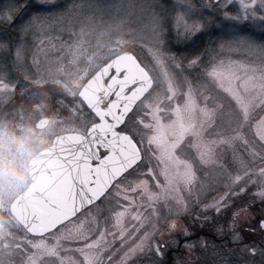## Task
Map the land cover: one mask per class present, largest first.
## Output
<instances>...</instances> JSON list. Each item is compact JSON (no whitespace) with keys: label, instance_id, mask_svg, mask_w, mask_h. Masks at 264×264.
<instances>
[{"label":"rangeland","instance_id":"rangeland-1","mask_svg":"<svg viewBox=\"0 0 264 264\" xmlns=\"http://www.w3.org/2000/svg\"><path fill=\"white\" fill-rule=\"evenodd\" d=\"M156 2L57 0L62 6L59 10L69 6L68 14L81 19L80 26L74 35L64 33L62 48L59 44L49 46L36 63H32L29 57L27 65L21 63L10 67L13 74L18 72L23 85L0 79V151L2 146L8 145L5 135L8 130L19 137L15 139L20 143L18 147H25L26 143H21L24 141L20 136L22 133L16 134L15 130L34 127L36 152L54 134L85 129L90 120L81 108L78 90L109 59L124 51L132 52L133 45H139L136 38L144 29L143 20L150 6ZM72 6L76 7L75 10ZM80 8L84 9L83 14ZM58 35L56 31L49 33L53 42ZM261 38L264 37L259 32L253 36L255 40ZM135 55L142 57L139 47H136ZM142 63L148 62L142 59ZM27 68L32 73L28 107L18 101L27 92ZM149 69L153 86L138 103L124 129L135 137L142 160L129 181L113 189L120 195V199H113L115 203H124L125 207L144 215L145 231L148 232L153 231L158 219L159 225H164L162 217L173 219L182 216L179 225L185 230L173 233L164 249H177V253L172 254V264L181 261L183 264H202L200 256L195 253L196 245L187 239L191 232L188 224H194L193 217L206 211L200 208L217 197L215 187H225L237 177L249 172L258 173L264 168V147L252 139L251 131L247 130V121L252 120L258 133L264 132V120L261 119L264 117V108H261L264 91L258 81H253L251 72L225 71L215 81L211 78L205 81L200 73L172 69L161 73L151 70L152 65ZM34 91L40 94L37 98ZM51 96L55 103L49 101ZM41 118H46L47 123L39 128L36 123ZM242 130L250 143L247 148L240 145L243 155L228 148L229 168L224 163L223 146L238 141ZM0 156L12 155L3 152ZM22 168L19 161L17 173H22ZM209 182L213 189H209ZM259 209L248 207L250 218L244 220L241 217L237 225L230 223L233 214L227 222L232 239L252 238L249 244L237 251L240 264H264V234L254 230L259 219L264 218V202L263 213ZM130 219L126 216L125 222ZM100 226L104 227L103 220ZM96 228L93 210L81 214L55 232L33 238L24 232L9 212H0V264H80V256L84 254L81 249L85 243H91L89 237ZM242 228H246L247 233L241 232ZM163 234L168 237L167 228H163ZM179 238L182 241L177 247ZM196 240L199 249L203 240ZM250 248L256 249L255 255L250 254ZM142 259L145 264H160L165 255Z\"/></svg>","mask_w":264,"mask_h":264},{"label":"snow or ice","instance_id":"snow-or-ice-1","mask_svg":"<svg viewBox=\"0 0 264 264\" xmlns=\"http://www.w3.org/2000/svg\"><path fill=\"white\" fill-rule=\"evenodd\" d=\"M61 7L57 0H0V74L6 75L12 65H27L29 57L32 63H36L49 46L59 44L63 47L65 32L69 35L76 33L81 19L68 14L69 6L59 10ZM72 7L75 10L76 7ZM80 10L83 14L84 9ZM143 25L144 30L157 39L142 47V57L133 59L149 81L152 80L149 65H152L151 70L161 73L169 69L200 73L205 81L209 78L215 81L225 71H244L251 72L253 81H258L264 91V38L253 39L257 32L264 37V0H157L150 6ZM52 31L59 33L55 42L49 36ZM142 59L148 63H142ZM126 77V68L109 66L107 76L103 77L107 100L80 98L81 108L92 117L88 134L67 138L69 159L80 177L76 195L80 207L77 209L73 204V216L54 224L48 232H55L81 214L94 210L97 228L89 237L91 243H85L81 249L84 254L80 256V264H145L142 258L163 257L172 234L185 230L180 228L182 216H179L173 219L162 217L163 226L159 225L158 219L152 232L145 231L146 217L113 199H120L119 192L113 189L129 181L142 160V156L140 160L135 159L136 152L130 147V143H137L135 137L123 131L134 108L125 106L126 110L121 111L117 107L112 114L109 107L118 89L122 88L127 95L143 83L127 84ZM261 108H264V102ZM247 130L251 131L252 139L264 147V132L258 133L252 120L247 121ZM249 143L242 130L238 141L223 146L224 163L231 167L226 155L229 147L243 155L240 145L247 148ZM84 168L87 171H82ZM257 188L261 190L254 191ZM209 189H213L211 182ZM214 191L218 193L217 197L200 209L222 214L230 205L243 204L236 206L230 221L237 225L241 217L244 220L250 218V203L257 199L264 202V168L258 173L249 172L237 177L225 187H215ZM41 201L32 222L50 217L56 210L48 197L42 196ZM124 201L126 203V198ZM126 216L131 218L127 222ZM201 217L208 219L206 212L198 218ZM101 220L104 227L100 226ZM163 228L168 230L167 238ZM254 230L264 234V218L259 219ZM248 251L255 255L256 249ZM160 264L164 261L161 260Z\"/></svg>","mask_w":264,"mask_h":264},{"label":"water","instance_id":"water-1","mask_svg":"<svg viewBox=\"0 0 264 264\" xmlns=\"http://www.w3.org/2000/svg\"><path fill=\"white\" fill-rule=\"evenodd\" d=\"M130 53V51H124L101 65L78 90L79 99L83 97L89 101L107 100V87L103 77L107 76L109 66L118 65L127 69V84H132L135 81L143 83L127 95L123 93L122 88L118 89L109 107L112 114L115 113L117 107H120L121 111L126 110L125 106L134 108L152 88L153 79L151 81L147 79ZM46 123L47 119L41 118L37 121L36 126L42 128ZM90 127L91 124L85 133L65 132L55 135L48 146L36 152L30 159L28 173L31 182L10 204L11 216L30 236H44L49 233L48 230L54 224L68 220L73 216V204L79 209L80 204L76 195L80 177L77 175L76 167L69 159L67 138L83 137L88 134ZM130 147L132 152H136L135 159L140 160L142 153L140 148L137 152V143H130ZM82 171H87V169L84 168ZM42 196L48 197L50 202L56 206V210L50 217L32 222L37 206L42 202ZM42 233L43 235H41Z\"/></svg>","mask_w":264,"mask_h":264},{"label":"trees","instance_id":"trees-1","mask_svg":"<svg viewBox=\"0 0 264 264\" xmlns=\"http://www.w3.org/2000/svg\"><path fill=\"white\" fill-rule=\"evenodd\" d=\"M34 93L36 92L34 91ZM39 95L40 94L36 93L35 98ZM49 101L55 103V98L51 96ZM236 206H243V204L230 205L222 214H216L211 210H206L205 212L208 215V219L204 220L202 217L199 219L200 213L193 217L196 221H194V224L189 222L188 226H190L191 232L189 236H187V239L196 245L195 253L200 256L202 264H240L237 251L249 244L252 238L249 239L248 237H244L241 240L232 239L231 230L227 222H229L233 214L232 211ZM257 207H260L261 209H259V212L263 213L262 202L259 200L249 204L250 209ZM262 216L260 215V218ZM241 232L247 233L246 228H242ZM241 234L243 235L244 233ZM199 238L203 240V244L197 249V243L195 242L197 241L196 239ZM181 241L182 239L179 238L177 247L181 245ZM176 250V248H167V250L164 251L165 263L172 264V254L176 252Z\"/></svg>","mask_w":264,"mask_h":264},{"label":"flooded vegetation","instance_id":"flooded-vegetation-1","mask_svg":"<svg viewBox=\"0 0 264 264\" xmlns=\"http://www.w3.org/2000/svg\"><path fill=\"white\" fill-rule=\"evenodd\" d=\"M11 69L9 68L7 70L6 75L0 74V79H5L7 82H14L17 85L22 84L23 80L20 79L19 74L17 71L14 72V74L10 71ZM26 74L28 75L27 84V92L26 94H22L21 98L18 100L20 101L23 106L28 107L29 106V101H30V92H29V83L30 80L32 79V73L30 72L29 68L25 71ZM32 81V80H31ZM23 85V84H22ZM80 102V101H79ZM11 104V102H10ZM81 104V103H80ZM9 106V104H8ZM84 110V109H82ZM87 114V110H84ZM89 115V114H88ZM89 123L85 127V129H76V130H67L68 132H78V133H85L87 130L88 126L90 123H92V117L89 115ZM20 129V128H19ZM19 131L22 133L21 143H26L25 147H18L19 137L17 135H14V132L12 130L6 131V143L8 144L6 147L2 146V150L0 151V155L4 152L9 155H14L12 156H7V157H1L0 156V212H9L10 214V204L13 201V199L20 193L22 192L31 182L30 175L28 173V163L30 159L34 156L36 152H38L40 149L48 146L52 138L47 141V143L43 144L42 147L37 150L36 152L34 151V127L32 128L31 126L25 127V130H23V127H21V130H15L16 134L19 133ZM67 131H62V132H67ZM56 135V134H54ZM17 139V140H15ZM19 161H21L23 168H22V173H17L18 172V164ZM16 172V173H13Z\"/></svg>","mask_w":264,"mask_h":264},{"label":"clouds","instance_id":"clouds-1","mask_svg":"<svg viewBox=\"0 0 264 264\" xmlns=\"http://www.w3.org/2000/svg\"><path fill=\"white\" fill-rule=\"evenodd\" d=\"M136 39L139 40V45H133V51L130 53L133 56V58L136 57L135 55L136 47H139V50L141 51L143 46L153 43L157 38L154 37L150 32H147L144 29H142L140 31L139 36Z\"/></svg>","mask_w":264,"mask_h":264}]
</instances>
